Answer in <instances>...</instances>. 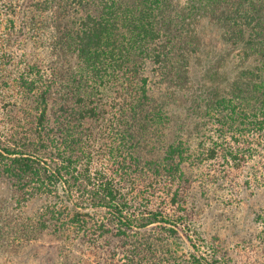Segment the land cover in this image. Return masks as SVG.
<instances>
[{
    "label": "trees",
    "instance_id": "1",
    "mask_svg": "<svg viewBox=\"0 0 264 264\" xmlns=\"http://www.w3.org/2000/svg\"><path fill=\"white\" fill-rule=\"evenodd\" d=\"M240 188L264 189V0H0V264H229L199 219Z\"/></svg>",
    "mask_w": 264,
    "mask_h": 264
},
{
    "label": "rangeland",
    "instance_id": "2",
    "mask_svg": "<svg viewBox=\"0 0 264 264\" xmlns=\"http://www.w3.org/2000/svg\"><path fill=\"white\" fill-rule=\"evenodd\" d=\"M198 31L204 43L203 59L206 53L210 54L208 56L210 58L223 51L225 45L221 41L219 31L213 25L202 20ZM203 59H201V65L204 63ZM201 65H195V69H200ZM230 67L231 64L227 61V68ZM240 191L236 197L228 196L230 191L228 193L213 192L212 199L203 206L199 222L210 240L216 236L215 242L223 249L230 261L229 264H258L263 261L264 254L253 252L248 245L244 247L243 243L252 241L251 245H257V242L252 239L253 235L259 231L253 220V210L256 211L258 203L264 201V189L257 191L255 196H252L247 189L243 191L240 188ZM45 261V256L41 254L37 256L29 252L17 258L15 263L6 262L5 264H44Z\"/></svg>",
    "mask_w": 264,
    "mask_h": 264
}]
</instances>
